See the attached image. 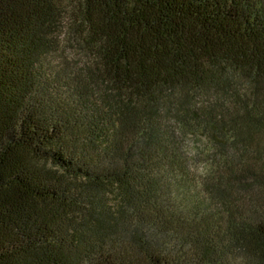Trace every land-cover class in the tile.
Returning a JSON list of instances; mask_svg holds the SVG:
<instances>
[{
    "label": "trees",
    "instance_id": "1",
    "mask_svg": "<svg viewBox=\"0 0 264 264\" xmlns=\"http://www.w3.org/2000/svg\"><path fill=\"white\" fill-rule=\"evenodd\" d=\"M0 264H264V0H0Z\"/></svg>",
    "mask_w": 264,
    "mask_h": 264
}]
</instances>
